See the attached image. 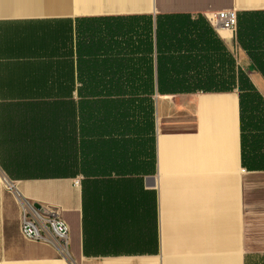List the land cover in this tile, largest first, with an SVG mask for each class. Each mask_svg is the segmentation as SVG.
Instances as JSON below:
<instances>
[{
	"label": "crops",
	"instance_id": "obj_1",
	"mask_svg": "<svg viewBox=\"0 0 264 264\" xmlns=\"http://www.w3.org/2000/svg\"><path fill=\"white\" fill-rule=\"evenodd\" d=\"M227 9L234 34L207 20ZM175 16L205 26L171 43ZM237 69L264 99V0H0V264H70L22 237L15 194L58 211L72 264H264L238 90L158 89Z\"/></svg>",
	"mask_w": 264,
	"mask_h": 264
},
{
	"label": "trees",
	"instance_id": "obj_2",
	"mask_svg": "<svg viewBox=\"0 0 264 264\" xmlns=\"http://www.w3.org/2000/svg\"><path fill=\"white\" fill-rule=\"evenodd\" d=\"M205 26L204 20L199 18L196 21L190 20V17L175 16L168 17L165 20L157 22V31L159 29H166L170 31V35L167 37L171 40V43H180L178 40V33L182 32L184 28H197ZM237 71L236 80L233 79L231 74L230 80L222 82L209 81V83H176L172 86H159V92L162 91L177 93V91H193L199 90L203 92L215 91L225 92L238 90V103L241 119V135H242V148L245 141L244 132L250 128L251 122H253L252 129L256 132H260L261 139L264 140V99L262 95L257 92L250 81L245 77L244 73L240 70Z\"/></svg>",
	"mask_w": 264,
	"mask_h": 264
},
{
	"label": "built area",
	"instance_id": "obj_3",
	"mask_svg": "<svg viewBox=\"0 0 264 264\" xmlns=\"http://www.w3.org/2000/svg\"><path fill=\"white\" fill-rule=\"evenodd\" d=\"M207 20L215 30H225L234 34L237 28L236 10L234 9L211 13L207 16ZM4 182L8 189L14 192L12 184L5 179ZM15 195L22 207L19 221L22 237L32 242L53 246L59 257L72 264L70 253H68L69 228L60 218L58 211L35 206L19 195Z\"/></svg>",
	"mask_w": 264,
	"mask_h": 264
},
{
	"label": "rangeland",
	"instance_id": "obj_4",
	"mask_svg": "<svg viewBox=\"0 0 264 264\" xmlns=\"http://www.w3.org/2000/svg\"><path fill=\"white\" fill-rule=\"evenodd\" d=\"M0 179H1L2 184L5 185L6 183L4 182V178L1 177Z\"/></svg>",
	"mask_w": 264,
	"mask_h": 264
}]
</instances>
